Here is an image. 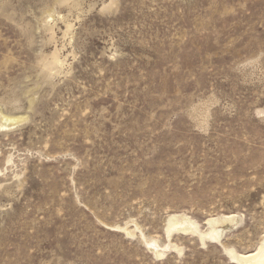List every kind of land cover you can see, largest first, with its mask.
<instances>
[{"label": "rangeland", "instance_id": "rangeland-1", "mask_svg": "<svg viewBox=\"0 0 264 264\" xmlns=\"http://www.w3.org/2000/svg\"><path fill=\"white\" fill-rule=\"evenodd\" d=\"M182 214L234 221L169 241ZM263 242L264 0H0V264H236Z\"/></svg>", "mask_w": 264, "mask_h": 264}, {"label": "bare ground", "instance_id": "bare-ground-1", "mask_svg": "<svg viewBox=\"0 0 264 264\" xmlns=\"http://www.w3.org/2000/svg\"><path fill=\"white\" fill-rule=\"evenodd\" d=\"M17 121H19V120L7 119L6 122H8V123L11 122L12 124H14ZM5 126H7V125H3V126H1V128H5ZM233 217H231V215H230V216H225V217H221V218L217 217V218L206 219L204 225H206L208 227V228H206L208 230H206V232H204V231H201L199 229V225L197 223H195L194 220L192 221L190 218H188V216L187 217L183 216V214H182V216H179V215L174 216L173 215V216L169 217L168 220H166L167 224H165V226H166V228H165L166 235L165 236H167L168 240L171 241L172 236L176 232H180V233H184V234L193 235V236L199 238L201 240V242H204V244H205V242L218 243L221 241V233L223 232V234H224V232H225V231L220 230L221 227L219 228V225L224 224V223L229 224V222H233L234 221ZM225 233H227V232H225ZM158 244H160V243H158ZM158 244H157V242H154V243H150L149 245L152 246V248L154 250L153 255L155 254L156 256L161 257L163 254L160 251V249H159L160 247ZM204 244H203V246H205ZM166 245H168L167 248L171 247L170 244H166ZM161 249H162V247H161ZM170 251H168V252L170 253ZM179 252L182 253L180 250H179ZM229 254H230V258L232 257V259L235 261L236 264H264V242L262 243L261 248L252 254L239 255V254H236L233 250H230Z\"/></svg>", "mask_w": 264, "mask_h": 264}]
</instances>
